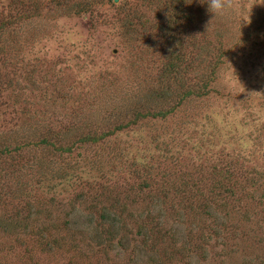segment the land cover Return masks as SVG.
Segmentation results:
<instances>
[{"label": "rangeland", "instance_id": "374dc122", "mask_svg": "<svg viewBox=\"0 0 264 264\" xmlns=\"http://www.w3.org/2000/svg\"><path fill=\"white\" fill-rule=\"evenodd\" d=\"M232 4L0 0V264H264V0Z\"/></svg>", "mask_w": 264, "mask_h": 264}, {"label": "trees", "instance_id": "16d2710c", "mask_svg": "<svg viewBox=\"0 0 264 264\" xmlns=\"http://www.w3.org/2000/svg\"><path fill=\"white\" fill-rule=\"evenodd\" d=\"M185 3V0H178V7H177V11L175 13V15L173 16L172 20L174 23L179 22V19H187L188 16L184 14V8L183 5ZM181 13L184 14L181 16ZM160 30L162 31L161 34L159 35L160 38L162 39L161 42H164L165 45L172 43L173 45H170L169 47L172 48V50H169L170 55H162V57H164V72H168L170 74V72H175L176 75L179 74L180 72V67L178 66V64H181V57L179 56H173L176 52V48L177 46H179L181 44V40H180V35H181V31H177V27H171L170 24H166L164 26H160ZM178 70V71H177ZM175 75V77L177 78V76ZM209 89H207V83L205 85H203L199 90H187L183 93L182 96H189V95H196L198 97H202L206 94H208ZM174 111V107L171 106L169 108H162L161 110H155V111H146L145 113H141V112H137L134 119L129 122V124H133L135 123L139 117H141L142 115H151L153 117H161V118H166L169 114H171ZM128 124V125H129ZM118 128H121V126H119ZM104 136V134L100 135V137H95L94 134L92 135H87L84 138L79 139L82 142H91L93 140H96L98 138H102ZM110 220H115L117 217L112 216L111 214L109 215Z\"/></svg>", "mask_w": 264, "mask_h": 264}, {"label": "clouds", "instance_id": "9594fccd", "mask_svg": "<svg viewBox=\"0 0 264 264\" xmlns=\"http://www.w3.org/2000/svg\"><path fill=\"white\" fill-rule=\"evenodd\" d=\"M207 4V10L214 17H223L233 9L232 0H201Z\"/></svg>", "mask_w": 264, "mask_h": 264}]
</instances>
